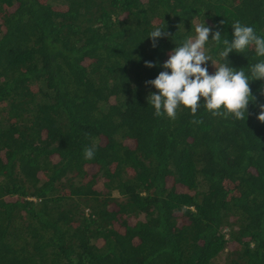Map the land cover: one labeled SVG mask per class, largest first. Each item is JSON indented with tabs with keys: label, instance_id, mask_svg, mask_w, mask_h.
Here are the masks:
<instances>
[{
	"label": "trees",
	"instance_id": "trees-1",
	"mask_svg": "<svg viewBox=\"0 0 264 264\" xmlns=\"http://www.w3.org/2000/svg\"><path fill=\"white\" fill-rule=\"evenodd\" d=\"M203 20L264 37V0H0V264H264V80L245 120L147 103Z\"/></svg>",
	"mask_w": 264,
	"mask_h": 264
},
{
	"label": "clouds",
	"instance_id": "clouds-1",
	"mask_svg": "<svg viewBox=\"0 0 264 264\" xmlns=\"http://www.w3.org/2000/svg\"><path fill=\"white\" fill-rule=\"evenodd\" d=\"M165 27L166 25L154 27L149 33L148 38L153 48L157 46L160 38L169 36ZM231 27L232 40L229 42L227 38L222 39L221 31H213L203 20L195 25L193 36L171 50L162 65L165 71L159 72L155 79L145 82L157 90L146 97L147 103L154 108L155 116L166 115L167 118L175 120L181 109H188L195 116L202 103L204 109L213 117L246 119L248 105L255 99L250 81L264 80V37L258 35L254 27L240 21H236ZM209 41L214 42L217 47L223 45L218 59L209 54L206 48ZM250 47L260 59L251 67L249 77L243 68L237 70L230 66L228 57L232 52L242 54ZM209 61L215 68L212 74L208 72ZM154 66L153 62L145 61V67ZM259 107L260 112L256 119L264 123V105ZM94 156L95 146L84 149V159L90 160Z\"/></svg>",
	"mask_w": 264,
	"mask_h": 264
},
{
	"label": "rangeland",
	"instance_id": "rangeland-1",
	"mask_svg": "<svg viewBox=\"0 0 264 264\" xmlns=\"http://www.w3.org/2000/svg\"><path fill=\"white\" fill-rule=\"evenodd\" d=\"M113 194H116V192H115V191H113ZM99 242H101V239L99 240ZM99 242H98V243H99Z\"/></svg>",
	"mask_w": 264,
	"mask_h": 264
}]
</instances>
